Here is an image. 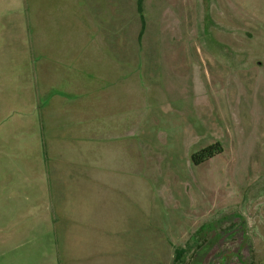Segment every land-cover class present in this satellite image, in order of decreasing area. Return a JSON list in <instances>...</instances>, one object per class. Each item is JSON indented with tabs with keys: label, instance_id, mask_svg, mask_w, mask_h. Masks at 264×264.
<instances>
[{
	"label": "rangeland",
	"instance_id": "rangeland-1",
	"mask_svg": "<svg viewBox=\"0 0 264 264\" xmlns=\"http://www.w3.org/2000/svg\"><path fill=\"white\" fill-rule=\"evenodd\" d=\"M225 258L264 264V0H0V264Z\"/></svg>",
	"mask_w": 264,
	"mask_h": 264
},
{
	"label": "trees",
	"instance_id": "trees-1",
	"mask_svg": "<svg viewBox=\"0 0 264 264\" xmlns=\"http://www.w3.org/2000/svg\"><path fill=\"white\" fill-rule=\"evenodd\" d=\"M221 151H222L221 145L216 142L192 154L191 160L194 164L199 165L204 161L212 158L214 155L220 153ZM181 254H182L181 251H176V259L181 258Z\"/></svg>",
	"mask_w": 264,
	"mask_h": 264
},
{
	"label": "flooded vegetation",
	"instance_id": "flooded-vegetation-1",
	"mask_svg": "<svg viewBox=\"0 0 264 264\" xmlns=\"http://www.w3.org/2000/svg\"><path fill=\"white\" fill-rule=\"evenodd\" d=\"M222 264H228V258H225V260L222 262Z\"/></svg>",
	"mask_w": 264,
	"mask_h": 264
}]
</instances>
